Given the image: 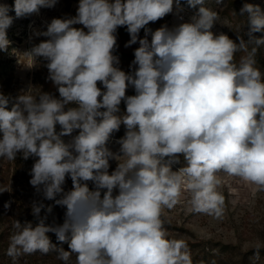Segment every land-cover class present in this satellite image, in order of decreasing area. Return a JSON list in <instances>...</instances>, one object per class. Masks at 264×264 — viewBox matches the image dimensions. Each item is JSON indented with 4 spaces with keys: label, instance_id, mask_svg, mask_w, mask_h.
Segmentation results:
<instances>
[{
    "label": "clouds",
    "instance_id": "clouds-1",
    "mask_svg": "<svg viewBox=\"0 0 264 264\" xmlns=\"http://www.w3.org/2000/svg\"><path fill=\"white\" fill-rule=\"evenodd\" d=\"M57 3L0 4V50L10 45L14 19ZM185 5L194 10L188 22L146 27ZM239 16L247 31L233 40L213 31L220 16L206 0H78L74 16L34 31L47 39L23 57L46 61L58 97L31 87L14 98L0 93V157L33 158L29 183L43 196L31 205L37 223L13 221L6 253L13 264L36 253H55L63 264H193L187 241L169 235L166 210L186 194L190 212L222 220L221 173L264 192V71L257 67L264 36L255 35L264 33V9L244 3ZM119 27L130 36L125 48L139 44L129 72L114 55ZM121 126L114 152L109 144ZM56 206L65 209L63 223L49 224Z\"/></svg>",
    "mask_w": 264,
    "mask_h": 264
},
{
    "label": "rangeland",
    "instance_id": "rangeland-1",
    "mask_svg": "<svg viewBox=\"0 0 264 264\" xmlns=\"http://www.w3.org/2000/svg\"><path fill=\"white\" fill-rule=\"evenodd\" d=\"M244 3L258 4L264 9V0H224L223 5H216L215 0H206V6L217 11L220 16L213 31L217 34L223 32L233 40H236L237 32L243 35L247 31L244 27L246 18L239 16V10ZM0 4H6L11 9L14 0H0ZM77 5L78 0H58L54 8H42L39 14L14 19L11 27L7 29L10 45L6 51L0 50V93L14 98L31 87L34 94L40 90L58 97V92L51 81H49L48 91L44 90L42 85L35 84V74L43 65V59L37 58L34 63L23 55L30 51L34 45L47 39L34 35V31H46L47 24L53 18L74 16ZM193 13L194 10L185 5V11L179 16L174 9L172 14L155 23L150 22L146 27L153 31L163 25L172 28L179 23L188 22ZM9 15L15 17V12L10 10ZM76 27L81 26L76 25ZM116 35L117 48L114 55L119 57L118 66L123 71L129 72L131 71V62L134 60V50L139 47V44L125 48V44L130 39L126 27H119ZM139 35L140 38H144L143 29ZM255 35L264 36V33ZM148 39L151 40L150 35ZM243 54L238 53L237 59ZM257 67L264 71V47L258 52ZM126 94L134 95V89L129 88ZM120 109L121 113L125 111L123 102ZM57 131H59V126H57ZM124 133L125 129L121 126L120 131L114 134L109 144L112 151H118L119 145L115 141ZM0 138H2V133H0ZM33 163V158L24 160L19 153L14 161L0 157V189H7L0 191V264H13L11 258L6 254L9 238L13 233V221L37 223L31 214V205L33 201L43 200V196L36 193L29 183L31 179L29 173ZM116 164L115 160L110 161V171L115 169ZM174 167H179V165ZM221 178L223 183L220 190L226 197V213L222 220L190 212L186 194L181 197V202L174 209L166 210L165 219L169 235L187 241L193 262L201 260L204 255L209 257L218 255V258H224L221 264H241L240 253L254 251L257 245H260L261 250H264V192H258L254 185L246 183L238 177H229L221 173ZM89 186H92L91 183ZM64 187L65 190L71 189L70 178H66ZM7 202H10V207L6 209L4 205ZM44 203L51 204L53 202L44 200ZM64 212L65 209L59 206L54 207L53 213L46 222L62 224ZM43 214L42 210L41 215ZM49 236L55 237L52 233H49ZM224 246L229 248L223 251ZM250 258V264H264V253H260L258 259L254 260L253 255H250ZM72 259L74 261L75 257ZM58 262L55 253L48 255L36 253L21 257L17 264H57ZM203 263L200 262V264Z\"/></svg>",
    "mask_w": 264,
    "mask_h": 264
},
{
    "label": "trees",
    "instance_id": "trees-1",
    "mask_svg": "<svg viewBox=\"0 0 264 264\" xmlns=\"http://www.w3.org/2000/svg\"><path fill=\"white\" fill-rule=\"evenodd\" d=\"M45 64H46V61L43 60V65L41 66V68L36 72L35 74V84L40 86L42 85L43 89L48 91V86H49V80H47V76H48V70L47 68L45 67ZM52 242L53 243H57L56 241V237H52L51 238ZM62 247L65 249V250H68V246L67 244H63ZM229 247L228 246H224L223 247V251L224 249H228ZM260 253H264V250H260ZM241 255V264H250V261H251V258H250V255H253V251L251 252H246V253H240ZM222 259H224L223 257L222 258H218V255H211L210 257L207 256V255H204L203 258H201V260H198L197 262H193V264H200V262H204L203 264H209V262H212L214 261L215 264H221L223 261ZM57 264H63L62 261L59 260V262Z\"/></svg>",
    "mask_w": 264,
    "mask_h": 264
}]
</instances>
